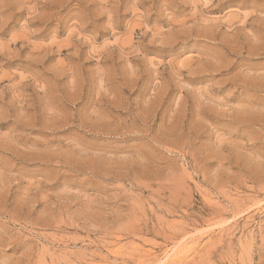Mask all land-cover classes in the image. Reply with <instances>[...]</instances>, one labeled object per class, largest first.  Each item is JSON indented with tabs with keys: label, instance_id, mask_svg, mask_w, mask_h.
<instances>
[{
	"label": "rangeland",
	"instance_id": "374dc122",
	"mask_svg": "<svg viewBox=\"0 0 264 264\" xmlns=\"http://www.w3.org/2000/svg\"><path fill=\"white\" fill-rule=\"evenodd\" d=\"M0 264H264V0H0Z\"/></svg>",
	"mask_w": 264,
	"mask_h": 264
},
{
	"label": "bare ground",
	"instance_id": "6f19581e",
	"mask_svg": "<svg viewBox=\"0 0 264 264\" xmlns=\"http://www.w3.org/2000/svg\"><path fill=\"white\" fill-rule=\"evenodd\" d=\"M163 260H164V258H163Z\"/></svg>",
	"mask_w": 264,
	"mask_h": 264
}]
</instances>
